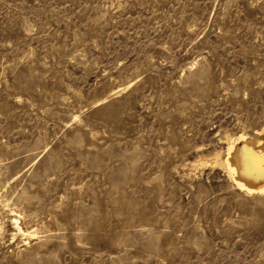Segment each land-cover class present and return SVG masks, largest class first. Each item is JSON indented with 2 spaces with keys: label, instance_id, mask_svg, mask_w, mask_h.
I'll use <instances>...</instances> for the list:
<instances>
[{
  "label": "rangeland",
  "instance_id": "rangeland-1",
  "mask_svg": "<svg viewBox=\"0 0 264 264\" xmlns=\"http://www.w3.org/2000/svg\"><path fill=\"white\" fill-rule=\"evenodd\" d=\"M264 0H0V264H264Z\"/></svg>",
  "mask_w": 264,
  "mask_h": 264
},
{
  "label": "bare ground",
  "instance_id": "bare-ground-1",
  "mask_svg": "<svg viewBox=\"0 0 264 264\" xmlns=\"http://www.w3.org/2000/svg\"><path fill=\"white\" fill-rule=\"evenodd\" d=\"M237 141L243 146L239 148L236 142L232 143L226 159L231 178L240 189L264 193V129L258 140L240 136Z\"/></svg>",
  "mask_w": 264,
  "mask_h": 264
}]
</instances>
